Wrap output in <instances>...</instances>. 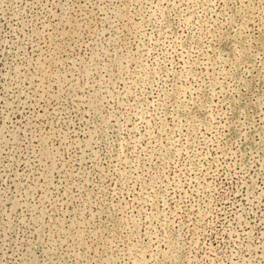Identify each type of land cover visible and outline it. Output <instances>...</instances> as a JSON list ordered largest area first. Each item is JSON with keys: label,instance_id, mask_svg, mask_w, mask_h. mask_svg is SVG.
<instances>
[{"label": "rangeland", "instance_id": "374dc122", "mask_svg": "<svg viewBox=\"0 0 264 264\" xmlns=\"http://www.w3.org/2000/svg\"><path fill=\"white\" fill-rule=\"evenodd\" d=\"M0 264H264V0H0Z\"/></svg>", "mask_w": 264, "mask_h": 264}]
</instances>
